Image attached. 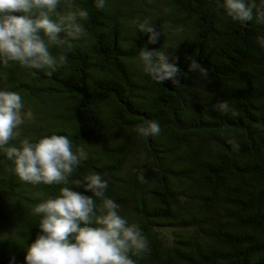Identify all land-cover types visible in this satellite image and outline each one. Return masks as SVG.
Instances as JSON below:
<instances>
[{"label":"trees","instance_id":"trees-1","mask_svg":"<svg viewBox=\"0 0 264 264\" xmlns=\"http://www.w3.org/2000/svg\"><path fill=\"white\" fill-rule=\"evenodd\" d=\"M76 8L89 12L81 21L86 32L65 64L51 74L0 65V89L24 102V122L9 143L55 133L83 145L88 159L70 180L91 171L107 180L105 196L149 240L148 251L133 256L137 264H264V24L232 21L219 0L60 5ZM144 19L161 31L155 44L135 23ZM144 46L179 57V84L143 71ZM191 60L207 76L189 71ZM221 100L234 115L213 109ZM151 119L160 135L138 134ZM13 167L0 151V264H25L40 231L33 209L62 186L24 182Z\"/></svg>","mask_w":264,"mask_h":264},{"label":"clouds","instance_id":"clouds-1","mask_svg":"<svg viewBox=\"0 0 264 264\" xmlns=\"http://www.w3.org/2000/svg\"><path fill=\"white\" fill-rule=\"evenodd\" d=\"M103 9L106 0H93ZM62 0H0V65L17 62L28 69L49 70L67 62L72 42L86 29L81 23L89 16L84 8L62 11ZM225 14L234 22L247 24L255 20L264 24V0H219ZM139 30L150 34L148 42L157 43L161 31L149 19L135 22ZM258 41L264 47V36ZM63 49L53 55L51 48ZM166 49L141 47L138 53L143 71L154 81L171 80L179 84V57ZM189 71L207 76L199 62L191 60ZM24 102L17 91L0 89V151L12 161L13 172L33 185H62L59 195L38 203L33 212L40 217L39 232L27 247L25 264H137L133 256L149 249V240L138 223H130L120 214V205L106 197L108 182L96 171L70 180L88 151L74 145L67 135L51 134L33 141L24 138L20 146L10 144L19 132ZM213 109L235 110L227 100L218 101ZM162 131L158 120H147L137 126L143 137H154ZM234 146L239 147L235 142ZM82 188L84 191L75 189ZM90 191L92 195L85 194ZM96 197H102L97 203Z\"/></svg>","mask_w":264,"mask_h":264}]
</instances>
